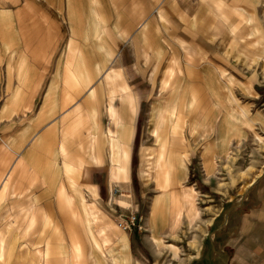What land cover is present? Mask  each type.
Masks as SVG:
<instances>
[{
    "label": "crops",
    "instance_id": "0c3cea01",
    "mask_svg": "<svg viewBox=\"0 0 264 264\" xmlns=\"http://www.w3.org/2000/svg\"><path fill=\"white\" fill-rule=\"evenodd\" d=\"M249 6V0H22L20 8L0 6V212L26 211L5 215L11 224L0 225L3 262L62 264L76 253L79 223L89 239V193L99 198L100 190L126 183L111 175L129 165L137 113L157 101L167 111L197 110L199 94L212 89L206 92L196 80L206 84L220 71L208 55L218 57L223 44L238 45L232 42L234 20ZM223 13L230 18L226 24ZM244 23L253 43L258 29ZM231 106L223 120L232 126L229 134L216 137L214 151L201 150L206 173L235 133L264 123L262 113L242 116ZM251 182L227 227L214 234L223 264H248L254 254L264 261V172ZM14 222L28 227L8 229Z\"/></svg>",
    "mask_w": 264,
    "mask_h": 264
},
{
    "label": "rangeland",
    "instance_id": "374dc122",
    "mask_svg": "<svg viewBox=\"0 0 264 264\" xmlns=\"http://www.w3.org/2000/svg\"><path fill=\"white\" fill-rule=\"evenodd\" d=\"M9 2V0H0V6H5L6 3L20 8L22 4V0H11L12 4ZM249 3L246 14L242 13L234 20L237 25V29L234 30L237 39H232V42L238 45L223 44L219 50L216 49L219 53L218 57L215 58L214 53L208 55L220 71L215 77L206 78V84H201L202 79L196 80L199 88L203 89L205 86L206 92L207 87L212 89L211 94H199L201 99L197 110L191 111L192 107L187 110L176 108L173 109L175 112L170 110V114L167 113L166 116L165 103L157 101L152 104L154 108H144L137 113L138 125L131 146L129 165L126 168V183L119 186L117 183L112 184V189L100 190L99 198L96 195L92 198L89 193V239L85 238V229L83 224L79 223L78 240L81 241V245L76 241L80 250L79 255L74 253L76 255L67 257V254H63L67 259L63 260L62 264H177V262L223 264L225 262L221 259V248L214 234L227 227L226 222L235 209L234 204L242 203L241 196L247 192L245 189L247 185L259 173L264 172V123L250 127L247 134L235 133L233 141L222 149L223 156L215 160L216 167L213 172L206 173L203 170L200 156L203 149L212 147L214 151V146H217L215 141L217 136L223 138L229 134L232 126L224 125L223 120L225 116L227 117L231 105L237 109L242 108L244 111L242 116H245V112L254 116L256 113H262L264 116V0H249ZM18 17V21H21L22 14L19 13ZM222 17L225 20L223 24L228 23L229 16L223 13ZM244 22L253 23L258 29L253 35V43L247 38L249 30H246ZM247 41L249 45H253H245ZM3 46L5 50L10 48L6 41L3 42ZM30 48L34 49L36 54L39 47ZM181 81L182 79H179V82ZM191 95L188 94V97L190 98ZM179 96L177 100L182 101V94ZM157 97L160 99V95ZM230 99L234 104L229 102ZM176 117H179V125L174 132H170L168 131L170 124L177 120ZM236 121L240 122L239 119ZM159 126L161 127L156 129ZM163 127L166 128L165 133H167L164 136ZM156 134H159V142ZM179 135L186 141L183 147L179 142ZM173 136L176 137L173 162L181 159L183 170L177 173L178 179L173 181L170 189L174 191L175 196L182 190L189 191L191 202L189 200L190 203L188 201L180 203L181 201L174 200L172 206L165 205L160 208L162 201L159 200L156 206L159 205L160 209H157V214L151 215L149 210L152 208V201L159 195L157 184L163 182L159 179V172L164 168L162 166L165 155L172 143L169 138ZM158 154H161L163 159L160 160L161 167L156 173L157 168L155 169L153 164L158 159ZM112 176L111 180L116 182L117 178ZM115 186L116 190L113 189ZM123 189H127L128 192ZM23 212L26 211H22L20 207L18 211L3 210L0 212L3 214V216L0 214V225L10 226L11 223L4 221L5 215L15 218L21 216ZM174 212L180 213L181 218L176 220ZM130 219H133L134 223L123 228L128 225ZM236 221L237 219L230 222ZM33 224L38 225L36 222ZM16 227L21 229L23 223L14 222L8 229L12 230ZM193 236L196 238L195 248L190 243ZM152 238L156 243L152 242ZM94 243H97L100 249L95 248ZM117 247L121 249L117 250ZM88 250L89 255L86 253ZM209 250L214 251L212 257L209 255ZM253 256L248 264H264V261L258 262L259 259L255 254ZM2 258L3 255H0V264H6ZM41 264H48V261Z\"/></svg>",
    "mask_w": 264,
    "mask_h": 264
},
{
    "label": "bare ground",
    "instance_id": "6f19581e",
    "mask_svg": "<svg viewBox=\"0 0 264 264\" xmlns=\"http://www.w3.org/2000/svg\"><path fill=\"white\" fill-rule=\"evenodd\" d=\"M236 11H237V8H234ZM0 13H2V12H0ZM232 32V31H231ZM182 43V42H181ZM184 43V42H183ZM178 44H180V43H178ZM183 50V49H182ZM172 52V51H171ZM110 69V68H109ZM114 70V69H113ZM111 71H112V69H111ZM119 72V71H118ZM109 73V72H108ZM107 73V74H108ZM120 75V74H119ZM109 76V75H108ZM112 76V75H111ZM114 76V75H113ZM110 78V77H109ZM113 78V77H112ZM108 79V78H107ZM114 79V78H113ZM111 80V79H110ZM169 80V79H168ZM118 81H119V79H118ZM116 83V82H115ZM166 83V80H164V84ZM119 84V83H118ZM112 86V85H111ZM108 87H109V85H108ZM165 92V91H164ZM113 93V92H112ZM229 102L231 103V104H233V100L232 99H230L229 100ZM176 106V105H175ZM111 108H112V105H111ZM174 109H176V108H174ZM108 110H109V105H108ZM114 111V110H113ZM166 112V116H167V113L168 114H170L169 113V111H165L164 110V113ZM171 112V111H170ZM173 112H175V110H173ZM178 112H179V110H178ZM177 112V113H178ZM237 112L238 113H240V114H244V111H243V109H241V108H238L237 109ZM132 113V112H131ZM162 114V113H161ZM180 115H182V114H180ZM154 116V115H153ZM164 116V115H163ZM163 118V117H162ZM177 118V120L176 121H174L172 124H170V130H168V131H170V132H174L175 131V129L177 128V126L179 125L178 123H179V117H176ZM119 120H120V118H119ZM163 120V119H162ZM181 120V119H180ZM159 121H161V119L159 120ZM164 121V120H163ZM189 122V121H188ZM166 126V125H165ZM161 126H159V127H156V129H159ZM166 128H162V130H163V132L164 133H162L163 134V136H164V134H167V133H165V130ZM108 131V130H107ZM158 133H160V132H158ZM181 133V132H180ZM112 134H113V132H112ZM161 134V133H160ZM115 135V134H114ZM175 135V134H174ZM156 138H157V140H158V142H159V139H158V136H159V134H156ZM175 136H173V138H169V141H172V143H171V148H170V150L166 153V155H165V159H164V165L162 166V167H164V168H162L161 170H160V172H159V179L161 180V181H163L162 182V184H157V186H158V188H159V195H157L158 197H156V198H154L153 199V201H152V208H150V214L151 215H154V214H157L156 213V211H157V209L159 208V205L158 206H156V202L157 201H162V203L160 204V208H162L163 206H165V205H170V206H172V204H173V201L174 200H176V201H181L180 203H182V202H186V201H188L189 202V200H190V196H189V191H186V190H182L181 192H179V195L177 194L176 196H175V193H174V191L173 190H171L170 189V187H171V185L173 184V181H176V178L178 177L177 176V173H179V172H181L182 170H183V161L181 160V159H178V161L177 162H173V157H174V155H173V148H175ZM179 142H180V144H182V146L181 147H183V145L185 144V142H184V140H183V137H181L180 135H179ZM161 140V139H160ZM178 140V139H177ZM180 147V148H181ZM128 149V148H127ZM122 150V149H121ZM122 153V152H121ZM122 155H123V153H122ZM125 155V156H124ZM123 155V157L125 158V162L127 163V161H128V155H127V152H125V154ZM122 158V157H121ZM161 159H163V156L161 155V154H158V159L154 162V168L156 169L155 171H156V173H158V168L159 167H161V165H160V160ZM126 167V166H125ZM175 167V168H174ZM118 168V167H117ZM119 170V172L118 173H116L114 176L116 177V178H118V179H127V172H126V169H124L123 167H119L118 168ZM152 174V173H151ZM150 174V175H151ZM150 175H148L149 177H151ZM117 179V180H118ZM178 179V178H177ZM254 179V178H253ZM253 181V180H252ZM179 183V182H178ZM177 183V184H178ZM252 183V182H251ZM179 185V184H178ZM124 191H126V193L128 192L127 191V189H123ZM10 191V190H9ZM57 191H59V190H57ZM193 192V191H192ZM21 193V192H20ZM125 193V192H124ZM6 195V194H5ZM62 195V194H61ZM60 195V196H61ZM189 196V197H188ZM188 197V198H187ZM32 201V200H31ZM69 201V200H68ZM190 202H191V200H190ZM189 202V203H190ZM67 203V202H66ZM170 203V204H169ZM33 204V203H32ZM153 204H155V206H153ZM184 204V203H183ZM183 204H181L182 206H183ZM69 205H70V203H69ZM39 207H41V206H39ZM30 208V207H29ZM28 208V209H29ZM42 208V207H41ZM70 208V207H69ZM159 208V209H160ZM179 209H181V206L179 207ZM30 210V209H29ZM37 210H40V209H37ZM41 210H43V209H41ZM30 212V211H29ZM44 214V213H43ZM30 215V214H29ZM173 215L175 216V219L177 220L179 217H180V213H176V212H174L173 213ZM3 216V215H2ZM43 217V216H42ZM41 217V218H42ZM181 218V217H180ZM32 219V218H31ZM6 220H7V218H6ZM9 221V220H8ZM160 221H162L161 219H160ZM38 222V220L36 221V223ZM7 223H9V222H7ZM31 223V222H30ZM40 223V222H39ZM176 223V222H175ZM82 224H84V223H82ZM27 225V224H26ZM23 226H25V224L23 225ZM28 226H26V228H27ZM39 227V226H38ZM7 228V227H6ZM23 228V227H22ZM35 228V227H34ZM31 229V228H30ZM36 229V228H35ZM2 230V229H1ZM34 231V230H33ZM10 232V231H9ZM36 232V231H35ZM34 232V233H35ZM8 233V232H7ZM33 234V233H32ZM31 234V235H32ZM170 234H171V232H170ZM10 235V234H9ZM31 235H29V236H31ZM73 235H75V234H73ZM23 236V235H22ZM9 237V236H8ZM26 238H28V237H26ZM75 238V237H74ZM23 239V238H22ZM73 240V239H72ZM1 241V240H0ZM70 241V240H69ZM25 242H27V241H25ZM72 242V241H71ZM152 242H154V243H156V240H154L153 238H152ZM160 242V241H159ZM190 243H191V245L195 248V243H196V238L193 236L192 238H191V240H190ZM76 244H77V242H76ZM76 244H74V250L76 251V254H78L79 255V252H80V250L78 249V245H76ZM76 245V246H75ZM94 245H95V248H97V249H100V247H99V245L97 244V243H94ZM0 246H2V243H1V245ZM23 246V245H22ZM173 247V246H172ZM25 248V247H24ZM39 248V247H38ZM37 248V249H38ZM26 249V248H25ZM29 249V248H28ZM36 249V248H35ZM39 250H41V249H39ZM178 250V249H177ZM30 251V250H29ZM73 251V250H72ZM172 251V250H171ZM173 252H175V251H173ZM31 253V252H30ZM99 253L102 255V256H104V254L102 253V251L101 250H99ZM34 254V253H33ZM36 254V253H35ZM69 254H70V252H69ZM76 254H74V255H76ZM83 254V253H82ZM33 256V255H32ZM42 256V255H41ZM68 256V255H67ZM70 256V255H69ZM81 256V255H80ZM79 256V257H80ZM37 257V256H36ZM75 257V256H74ZM83 257V256H82ZM86 257V256H85ZM73 258V257H72ZM87 258V257H86ZM75 261V260H74ZM77 261V260H76ZM44 262V261H43ZM69 262V261H68ZM78 262V261H77ZM76 264H79V263H76ZM177 264H181V263H178L177 262Z\"/></svg>",
    "mask_w": 264,
    "mask_h": 264
},
{
    "label": "built area",
    "instance_id": "2783aa9c",
    "mask_svg": "<svg viewBox=\"0 0 264 264\" xmlns=\"http://www.w3.org/2000/svg\"><path fill=\"white\" fill-rule=\"evenodd\" d=\"M134 223L133 219H130L128 222V225L123 226V228H126V226H130ZM120 224V223H119Z\"/></svg>",
    "mask_w": 264,
    "mask_h": 264
}]
</instances>
